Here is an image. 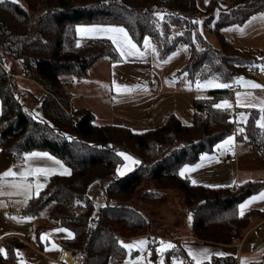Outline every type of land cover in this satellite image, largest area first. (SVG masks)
<instances>
[{"label":"trees","instance_id":"obj_1","mask_svg":"<svg viewBox=\"0 0 264 264\" xmlns=\"http://www.w3.org/2000/svg\"><path fill=\"white\" fill-rule=\"evenodd\" d=\"M155 13H162L163 21ZM262 13L264 0H211L205 10L200 9L198 0L0 1V146L15 157L32 151L48 152L70 169L67 176H52L44 190L30 200L26 212L51 226L71 229L74 236L61 239L60 247L78 256V264H121L127 252L119 239L152 233V223L141 206L166 205L169 199L162 191L180 192L183 204L194 208L192 230L197 241L240 244L252 228L255 212L241 217L239 205L264 184L246 182L233 189L211 188L180 175L182 167L196 164L202 154L212 153L218 143L234 134V112L213 107L233 97L227 88L197 93L190 124L171 114L161 126L143 132L121 125H98L88 109L72 110V96L62 77L86 79L101 58L113 62L119 59L110 39L83 40L77 27H123L141 50L147 36L161 60L187 46L189 58L178 75H186L192 83L216 78L232 85L244 67L261 61L253 51L236 47L223 31L242 27ZM201 17L207 28L215 22L211 31L219 47H214L201 33L199 23H194ZM173 27L179 29L175 35ZM7 60L22 65L19 73L42 87L41 119L25 105L28 99H34L31 93L22 95L21 102L14 82L15 69L4 66ZM245 133L251 144L264 141L253 114ZM120 151L139 157L142 164L129 176L110 182L105 193L114 205L98 212L96 226L89 232L95 205L88 197V186L93 180L116 173L123 163ZM147 186L155 187V191L142 189ZM135 199L140 205H135ZM80 208L83 210L78 212ZM258 217L264 219V211L258 212ZM3 247L0 263L14 264L25 244L8 238ZM181 254L195 264L184 248ZM204 264L237 261L235 257H214Z\"/></svg>","mask_w":264,"mask_h":264},{"label":"crops","instance_id":"obj_2","mask_svg":"<svg viewBox=\"0 0 264 264\" xmlns=\"http://www.w3.org/2000/svg\"><path fill=\"white\" fill-rule=\"evenodd\" d=\"M254 18L242 27H229L225 30L230 29L229 40L236 47L249 49L258 56L261 63L256 66L264 70L262 68L264 66V18L261 15L255 16ZM80 27L88 29L93 26ZM102 34L105 33L79 32L83 40L93 37L110 39L108 34ZM150 43L154 45L151 40ZM114 45L117 50V45ZM141 51H145V49ZM117 52L119 54L117 61L113 62L107 57L101 58L92 68L86 79H75L71 76L62 77L66 91L72 96L70 103L72 110L86 108L95 115V122L98 125H121L131 128L136 132H143L161 126L171 114L178 115L186 124L192 122L194 115L193 100L198 96L196 95L197 93L205 94L207 92L196 88L194 83L187 79L186 75H178V71L187 63L189 58L188 48L185 49V46H181L165 60H161L151 49H148L144 56H121L118 50ZM146 56H149L148 61L144 60ZM6 63L8 64V61ZM13 69H15V75L13 74L15 78L20 76L26 77L22 73H19V69ZM93 75L100 80H96ZM100 77L106 78L107 82L102 81ZM241 77L245 82L252 81L261 85V87H252L250 84L242 82L232 85L240 88L238 92L241 94H251L246 99L242 95L239 105L236 102V93L238 92L233 94V97L229 100V103L232 105L230 109L234 112L233 117L237 123L234 131V135L236 136L235 152L230 155L226 154L223 158H221L220 154H215V151L202 154L200 159L205 160L206 163H196L188 166L191 168L186 170L183 175L192 183L195 181L194 184L207 187H214L213 184L218 187H238L246 182H259L264 184V141L261 145L251 144L250 138L245 133L246 124L252 114L257 118V121H260L261 116L264 115L260 111V103L264 101V78H254L244 73ZM26 78L31 80L29 77ZM178 82L182 83L181 87L178 86ZM117 86L121 88L127 86L133 90L117 91ZM24 91L28 92L27 90ZM250 104H255L256 106H248ZM1 112L2 103L0 100V115ZM258 127L262 134H264V128L259 125ZM11 154L13 153L8 152L5 147L0 146V174L9 168L16 173L36 167L49 168L53 171L48 175L39 174L27 176V181L32 183L30 192L11 186L13 182L21 181L22 177L19 174L5 178L7 183L0 185V248L4 249L3 243L6 239L17 238L25 244V247L27 245L31 247L33 241L37 242L41 248V254L44 255L45 252H48L50 244L47 247L43 245L40 239L42 235L41 231L47 227H51V225L42 219L34 217L29 212L23 213L16 217V219H13L15 217H11L7 213V202L12 201L15 205H23L27 208L30 200L37 196L35 189L36 183L44 185L40 189V193L44 190L52 176H67L71 171L61 159L50 153V156L60 161L63 168L56 164L54 160L46 157L26 158L25 155H22L11 158ZM232 157H235L237 160L233 163H228V160ZM214 162L217 163L218 172L215 173L208 170V176L205 178L202 177L201 172L203 170L199 173L200 168L206 165H212ZM197 165L199 166L197 167ZM64 168H67L69 172L64 173ZM184 168L185 166L181 169ZM24 217H32V219L25 220L23 219ZM258 224L254 225L248 233L254 230ZM60 239H57L56 245L58 248H52L53 252H51V255L56 258V262L59 264H70L65 263L64 260L68 254L66 252L70 251L61 249L59 246ZM170 239L176 241L173 238ZM191 240L192 242L184 243V250L186 252H188V249L199 251L206 248L209 250V256L203 260V264L211 262L214 257H235L237 264H256L264 258V253L256 252L254 249L245 250L244 240L234 246L202 243L197 241L193 234ZM216 251L224 253V255H217ZM4 253L2 254L4 255ZM63 253V261H61ZM71 255L73 254L71 253ZM73 259L76 261L75 264H78V256H74Z\"/></svg>","mask_w":264,"mask_h":264},{"label":"rangeland","instance_id":"obj_3","mask_svg":"<svg viewBox=\"0 0 264 264\" xmlns=\"http://www.w3.org/2000/svg\"><path fill=\"white\" fill-rule=\"evenodd\" d=\"M12 1H16L21 4L24 3V0H12ZM210 1L211 0H207V2H205V0H199L200 9L205 10L207 4ZM157 18L159 21H161L159 17ZM199 21H200L199 29L201 33L206 37V39L214 47H219V42L215 34L211 31V28L214 27L215 22L212 23V26L210 28H207L205 26V22H204L205 20L203 17H201ZM229 30L223 31V33H225L228 39H229V32H230ZM178 32H179L178 28H175V27L172 28L173 35L177 34ZM102 35H105V34H102ZM144 58H146L144 59L145 61L149 60V56H146ZM6 65L7 66L5 65L4 66L10 69L17 68L20 70L22 67V65H19L18 63L14 64L15 65L14 66L11 61H8V64L6 63ZM95 75H93V77ZM100 78L102 81L107 82L106 78L104 77H100ZM95 79L100 80L96 76H95ZM209 80L222 83L216 78H209L207 80L200 81V82L203 83ZM238 81L239 79L236 80L235 83H239ZM14 82L16 84L17 93L22 103H24L22 101V95L26 94L24 90H27L29 93L32 94L34 99H31V100L28 99V102L25 103V105H27L29 111L37 119H41L42 113H41V101L40 100L43 95L42 87L37 82L33 81L32 79L29 80L26 77H22V76L15 78ZM194 85L196 86V82L194 83ZM232 85H234V83ZM199 89L204 90L205 92L209 94L210 93L209 91L223 90L225 88L206 87V88H199ZM227 100L229 101L230 99H227ZM221 101L223 100H220L218 104L221 103ZM230 136L234 138V142L230 147L227 145L221 148L217 147L218 145H221V143L229 137L228 136L227 138L222 140L220 143H218L216 147L214 148L215 154H220L221 158H223L224 155L226 154L230 155L231 153L235 152L236 136L234 134ZM121 152L126 153L128 156L132 157V160L125 159V157L122 156L123 163L118 167V169L120 170L119 172L116 171V173L113 176L106 178V179L93 180L88 186V189H87L88 197L93 201L95 205V211H94L93 217L89 225V232H91L92 229L96 226L98 212L102 208L108 205H111V206L114 205L113 202L107 197L105 193V190L107 186L110 184V182L114 179H119V178L129 176L142 164V161L139 157L133 154H130L126 151H120V153ZM133 161H138V163H133ZM197 163L204 164L206 163V161L205 160L203 161V159H199ZM187 166H191V164ZM189 168L191 167H188V169ZM202 170L203 172H201ZM208 170L211 172L217 173L218 172L217 163L214 162V164L212 165L210 164V165L203 166L202 168H200L199 173L201 172V176L205 178L209 174ZM120 172H123V175H121ZM213 186L214 187L212 186L210 187L219 188L215 184H213ZM223 188L233 189V188H236V186L235 187L234 186H224ZM142 189L155 191V187L153 186H147ZM162 192L167 194L168 199H169L166 205H163L157 208L146 207L144 205L141 206L144 212L146 213V215L148 216L150 222L152 223V233L149 235H142V236H138L134 238H120L119 239L120 242L123 241L124 243L133 245L131 249L125 248L127 252V256L121 264H162V262L163 264H173L174 258L177 261L181 262V264H190L187 262V260L184 257H182L181 253L184 248V243L192 242L191 236L193 234L192 223H193L194 208H188L183 204L182 194L180 192L178 191H162ZM262 192H264V186L258 192L247 197L244 201H247L251 197H254V196L258 197L259 194ZM244 201H242L241 204ZM134 203L135 205H140V202L138 201V199H135ZM82 210L83 209L80 208L78 209V212H81ZM263 211H264V200H261V199H257L253 201L244 210V214L249 213V212L250 213L255 212V216L252 217V227H254V225L260 222V224H258L256 228L252 230L250 233H248L247 236L244 238L243 243H245V250L254 249V251L256 252L264 253V219L261 220L258 217V212H263ZM189 217H191V219H189ZM65 228L66 227L64 226H59V227L51 226V227H47L46 229H43L41 233L46 234V235L44 239H41V241L45 247L49 246L48 244H50V247L48 248V252H45L44 255L41 254L42 252L40 251L41 249L40 246L37 244V242L33 241L31 243L32 245L31 247L27 245L26 247L21 248L18 251V256L20 258L14 264H21V262H23V264H59L58 262H56V258L51 255V252H53L52 251L53 245L57 244V239L69 238L67 232L56 231V229H65ZM66 229L72 232L71 229L69 228H66ZM170 238H173L176 241H172V239ZM141 240L146 241V243L143 246V250H141V248L136 244V242L141 241ZM161 241L171 242L173 245H175V248L167 249L163 252L158 251V249H160L162 246ZM59 246H60V243H59ZM56 248H58V246ZM216 253H220V252L216 251ZM137 257H139L140 259L137 260L136 259ZM188 257L192 260V258L189 255ZM191 262L195 263V261L193 260ZM256 264H264V258H262V260Z\"/></svg>","mask_w":264,"mask_h":264},{"label":"snow or ice","instance_id":"obj_4","mask_svg":"<svg viewBox=\"0 0 264 264\" xmlns=\"http://www.w3.org/2000/svg\"><path fill=\"white\" fill-rule=\"evenodd\" d=\"M205 2H207V0H205ZM155 15L157 17L160 18L161 21H163L164 17L162 13H155ZM261 17L264 18V13L261 14ZM255 19V18H254ZM194 23H200V21H194ZM77 31L78 32H103L105 34L109 35V38L112 40V42L114 44L117 45V50L120 52L121 56H144L146 55V52L148 49H151V51L154 54H157V49L154 45H152L150 43V38L149 37H144V49L145 51H141L140 48H138L137 44L133 42V40L129 37L128 32L125 28L123 27H106V28H100L98 26H93L92 28H88V29H84L81 27H77ZM242 31V30H241ZM187 48V46H185V49ZM262 68H264V66H262ZM238 82H242L245 84H250L252 87H261V85L256 84L255 82L252 81H247L245 82L243 80V78H239ZM196 87L199 88H206V87H216V88H227L229 87L228 84H224V83H218V82H214V81H205L203 83H201L199 80L196 81ZM132 91L133 89L128 88L127 86H124L123 88H121L120 86H117V91ZM242 95L245 97V99L247 98V96H250L251 94H241V93H236L237 96V104L239 105L241 103V97ZM248 106L251 107H255V104H250ZM213 107L215 108H231L232 105L229 103V101L227 99L221 101V103L219 104H214ZM260 111L261 113H264V101H261L260 103ZM264 115L261 116V120L257 121V124L264 128ZM234 142V138L232 136H229L225 141H223L221 143V145H218V148L224 147V146H231ZM26 158L28 157H46L50 160H54L56 162V164L60 165L63 168V165L60 163V161L56 160L55 157L50 156L49 153L47 152H32V153H25L24 154ZM118 155L125 157V159L128 160H132V157L128 156L126 153H118ZM133 163H138V161H133ZM199 165H197L198 167ZM188 170V166H185L184 169H181L180 171V175H184V172ZM53 170L49 169V168H41V167H36V168H29V169H25L24 171L20 172V173H16L14 172L11 168L7 169L6 171H4L2 174H0V185H2L3 183H7L6 179L9 176H16V175H20L22 177L21 181L19 182H13L11 184L12 187L17 188V189H24L25 191H31L32 189V183L27 181V176L29 175H39V174H44V175H48L49 173H51ZM64 173H68L69 170L67 168L63 169ZM118 172L120 171L119 169L117 170ZM121 175H123V172H120ZM193 183H195V181H193ZM44 187L43 184L41 183H36L35 184V189H36V194H39L40 189H42ZM218 187V186H217ZM257 199H261L264 200V192L260 193L258 197L254 196L251 197L249 200L244 201L242 204L239 205V214L242 217L244 215V210L245 208L252 203L253 201L257 200ZM16 219V218H13ZM23 219L25 220H30L32 219V217H24ZM189 219H191V217H189ZM56 231H64L68 233V237L72 238L74 236V234L69 231L68 229H56ZM46 234H42L40 236V239H44ZM123 248H127V249H131L133 247L132 244H128V243H124L123 241L120 242ZM146 243V241H138L136 242V244L141 248V250H143V246ZM161 248L158 249V251H165L167 249H174L175 245H173L171 242H164L161 241ZM57 247L56 245H53V248ZM5 250L3 248H0V253H4ZM217 255H224V253H216ZM188 255L192 258L193 261H195V264H203V260L207 259L209 256V250L208 249H201L199 251L196 250H192V249H188ZM137 260H139L140 258L137 257ZM21 264H23V262H21ZM163 264V262H162ZM173 264H181V262L177 261L175 258L173 260Z\"/></svg>","mask_w":264,"mask_h":264},{"label":"built area","instance_id":"obj_5","mask_svg":"<svg viewBox=\"0 0 264 264\" xmlns=\"http://www.w3.org/2000/svg\"><path fill=\"white\" fill-rule=\"evenodd\" d=\"M0 66H1V64H0ZM243 73L248 75V76L254 77V78H264V70H261V68L259 66H256V65L244 67ZM8 74H10V73H8ZM181 85H182V83L178 82V86L181 87ZM227 90H229L230 92L235 94L236 92H238L240 90V88L229 85V87H227ZM10 157L15 158V155L11 154ZM236 160L237 159L235 157H232L228 160V163H233ZM6 210H7V213L9 214V216L18 217V216H20L26 212V207L23 205H15L12 201H8L7 206H6ZM154 241H155V239H154ZM63 256H64V253L61 256V261H63Z\"/></svg>","mask_w":264,"mask_h":264},{"label":"bare ground","instance_id":"obj_6","mask_svg":"<svg viewBox=\"0 0 264 264\" xmlns=\"http://www.w3.org/2000/svg\"><path fill=\"white\" fill-rule=\"evenodd\" d=\"M65 253V252H64ZM66 253H68L66 256H65V258H64V260H65V262H67V263H72V264H75L76 263V261H74V256L73 255H71V253L70 252H66ZM72 256V257H71Z\"/></svg>","mask_w":264,"mask_h":264}]
</instances>
